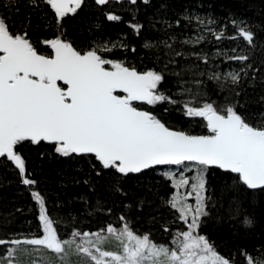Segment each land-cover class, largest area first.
<instances>
[{
  "label": "snow or ice",
  "instance_id": "obj_1",
  "mask_svg": "<svg viewBox=\"0 0 264 264\" xmlns=\"http://www.w3.org/2000/svg\"><path fill=\"white\" fill-rule=\"evenodd\" d=\"M93 2L108 21L131 14L127 23L141 37L140 52L124 38L80 46L66 24L88 0H27L31 12L19 28L21 0H0V163L15 171L38 205L36 231L0 236V264H34L35 255L43 257L35 264H236L219 250L223 241L206 231L212 220L224 219L209 193L216 191L213 179L221 198L235 192L227 218H236L248 234L254 230L256 216L245 210L244 199L259 195L264 202V111H248L246 94L264 85V59L257 63L255 57L258 47L264 49V25L257 31L243 19L221 23L196 13L170 20L157 13L159 19L154 15L146 25L136 16L141 3L152 6L153 0H117L120 13L111 10L112 0ZM32 13L42 14L45 23L37 27L50 31L34 33ZM149 28L162 35L151 36ZM117 49L123 58L108 55ZM144 50L150 59L141 69L127 53L139 57ZM225 60L238 70H223ZM171 111L206 131L174 124ZM33 154L83 165L93 191H108L94 204L82 198L87 216L96 217L95 231L84 227L81 216L63 211L62 201L49 204L38 187ZM157 172L161 184L174 187L170 196L160 197L149 179ZM131 182L155 192L171 212L161 220L169 241L136 225L134 202L120 199L129 195ZM144 204L140 200L141 210ZM255 248L239 249L246 264H264V244Z\"/></svg>",
  "mask_w": 264,
  "mask_h": 264
},
{
  "label": "trees",
  "instance_id": "obj_2",
  "mask_svg": "<svg viewBox=\"0 0 264 264\" xmlns=\"http://www.w3.org/2000/svg\"><path fill=\"white\" fill-rule=\"evenodd\" d=\"M127 3V0H125ZM111 10L121 12V9L116 2H112ZM88 7L82 13H78L71 19L67 20L66 28L69 34L77 37V43L80 46H86L92 39L103 38L105 40L124 38L131 40L137 45V52L141 51L142 40L134 34L131 26L127 23L132 18L131 14L124 12V20L114 22L108 21L104 13L96 6L93 0H88ZM161 5L167 7L162 8ZM31 9L27 6V0H21L20 10L15 14L16 26L19 28L25 22V17L28 16ZM157 13H166L167 19H172L177 15L199 14L212 16L221 23H228L231 18L243 19L250 24L256 26V30H261V25H264V0H153L152 6H144L141 3V11L137 14L136 19L147 25L148 21L155 15L159 19ZM32 31L34 33H46L50 29L37 27L42 26L45 21L41 15L31 14ZM157 27H162L158 25ZM194 31V30H193ZM229 31H232V26L229 24ZM121 33H127V37H121ZM148 33L151 36L159 37L161 32L157 28H149ZM31 34V33H30ZM224 47H235L233 41H223ZM241 47L246 45V41L242 38L239 41ZM47 48L48 46H44ZM207 50V48L205 49ZM123 49H117L112 53H108L110 57L123 58L119 53H123ZM128 59L131 60L138 68H143L148 64L150 57L146 59L147 50L137 57L135 53L128 52ZM257 63L264 59V49L257 48L255 52ZM219 62V61H218ZM237 68L239 65L236 62L223 61V70H229V66ZM209 86L214 85L213 81L207 82ZM246 108L248 111L258 114L264 111V85L249 87L246 94ZM164 107H167L164 104ZM158 110H162L158 109ZM174 124L180 127L188 128L194 132H205L203 124H187L184 121L187 119L182 116V113L171 111L168 113ZM35 153V150H33ZM33 164L36 167V176L39 178L38 187L49 198L48 202L51 205L54 201H62V208L65 212H71L79 215L84 219V227L95 231L97 223L95 216H87L86 201L82 199L87 197L92 204L98 196L109 197L108 191L104 188L97 187L93 191L92 187L86 183V169L83 165L77 166L74 163H69L63 159H49L41 161L35 154L31 157ZM158 185L160 197H164L167 193L169 196L174 191V187L169 183L161 184V174L153 173L149 178ZM135 182L128 184L131 189L127 197L121 196L126 205L130 201L134 202V210L138 215H134L133 219L139 229L151 232L152 236L159 242H167L170 239V232L161 227V220L168 219L171 216L168 208L162 206L155 192L150 191L145 187L136 185ZM215 192L210 191L217 199V210L224 215L222 221L212 220L207 226V232L213 239L223 241L220 251L231 254L236 264H246L245 257L240 248L246 247L249 252L256 251L255 246L264 244V202L261 201L259 195L255 197H245L244 208L246 211L255 214L256 225L250 234L239 224L236 218L229 220L227 218V208L229 196L237 195L235 192L225 194L221 198L219 189L217 188L218 181H211ZM190 199H194L190 198ZM140 200H144V208H139ZM173 212L175 210H172ZM100 216H106V213H98ZM155 217V219H153ZM38 224V205L32 198L27 186L20 183V178L16 175L8 165L0 163V236L5 234V230H15L18 232L36 231ZM175 225L174 227H178ZM3 246H0V255L3 254ZM41 257L38 261H41ZM75 259V258H74Z\"/></svg>",
  "mask_w": 264,
  "mask_h": 264
},
{
  "label": "rangeland",
  "instance_id": "obj_3",
  "mask_svg": "<svg viewBox=\"0 0 264 264\" xmlns=\"http://www.w3.org/2000/svg\"><path fill=\"white\" fill-rule=\"evenodd\" d=\"M193 202H194V199H193ZM111 246V245H110ZM41 258V256H39V255H35V256H33L32 257V260H33V262H34V264H35V262L36 261H38V259H40ZM43 258V257H42Z\"/></svg>",
  "mask_w": 264,
  "mask_h": 264
},
{
  "label": "water",
  "instance_id": "obj_4",
  "mask_svg": "<svg viewBox=\"0 0 264 264\" xmlns=\"http://www.w3.org/2000/svg\"><path fill=\"white\" fill-rule=\"evenodd\" d=\"M112 2H116L117 3V0H112Z\"/></svg>",
  "mask_w": 264,
  "mask_h": 264
}]
</instances>
